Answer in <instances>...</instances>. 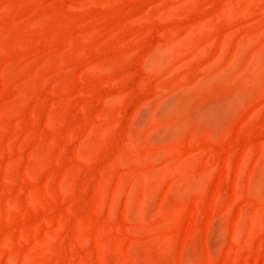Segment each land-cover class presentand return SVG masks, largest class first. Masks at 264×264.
Returning a JSON list of instances; mask_svg holds the SVG:
<instances>
[{"label":"rangeland","instance_id":"1","mask_svg":"<svg viewBox=\"0 0 264 264\" xmlns=\"http://www.w3.org/2000/svg\"><path fill=\"white\" fill-rule=\"evenodd\" d=\"M0 264H264V0H0Z\"/></svg>","mask_w":264,"mask_h":264}]
</instances>
